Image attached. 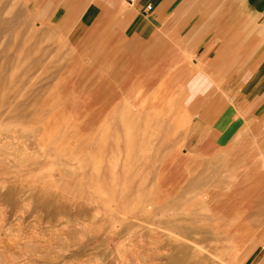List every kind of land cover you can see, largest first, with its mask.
Returning <instances> with one entry per match:
<instances>
[{
	"label": "rangeland",
	"instance_id": "rangeland-1",
	"mask_svg": "<svg viewBox=\"0 0 264 264\" xmlns=\"http://www.w3.org/2000/svg\"><path fill=\"white\" fill-rule=\"evenodd\" d=\"M69 36L0 0V264L256 261L262 128L214 143L196 47Z\"/></svg>",
	"mask_w": 264,
	"mask_h": 264
},
{
	"label": "crops",
	"instance_id": "crops-1",
	"mask_svg": "<svg viewBox=\"0 0 264 264\" xmlns=\"http://www.w3.org/2000/svg\"><path fill=\"white\" fill-rule=\"evenodd\" d=\"M29 1L71 39L117 30L136 43L189 42L211 74L203 121L214 143H232L245 129L262 128L264 137V0ZM256 259L252 264H264V252Z\"/></svg>",
	"mask_w": 264,
	"mask_h": 264
},
{
	"label": "built area",
	"instance_id": "built-area-1",
	"mask_svg": "<svg viewBox=\"0 0 264 264\" xmlns=\"http://www.w3.org/2000/svg\"><path fill=\"white\" fill-rule=\"evenodd\" d=\"M135 0H130V2H134Z\"/></svg>",
	"mask_w": 264,
	"mask_h": 264
},
{
	"label": "bare ground",
	"instance_id": "bare-ground-1",
	"mask_svg": "<svg viewBox=\"0 0 264 264\" xmlns=\"http://www.w3.org/2000/svg\"><path fill=\"white\" fill-rule=\"evenodd\" d=\"M212 229V228H211Z\"/></svg>",
	"mask_w": 264,
	"mask_h": 264
}]
</instances>
